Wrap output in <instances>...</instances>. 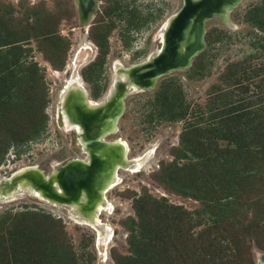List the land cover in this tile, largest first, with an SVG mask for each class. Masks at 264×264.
I'll return each mask as SVG.
<instances>
[{"label":"rangeland","instance_id":"374dc122","mask_svg":"<svg viewBox=\"0 0 264 264\" xmlns=\"http://www.w3.org/2000/svg\"><path fill=\"white\" fill-rule=\"evenodd\" d=\"M183 3L0 0V264H264L263 0L206 23L211 56L126 96L110 139L125 140L142 169L119 171L103 206L111 214L86 225L15 177L87 158L65 130L67 82L77 75L104 99L117 74L161 48ZM183 108L188 117H174Z\"/></svg>","mask_w":264,"mask_h":264},{"label":"bare ground","instance_id":"6f19581e","mask_svg":"<svg viewBox=\"0 0 264 264\" xmlns=\"http://www.w3.org/2000/svg\"><path fill=\"white\" fill-rule=\"evenodd\" d=\"M239 2L240 0H200L197 3H192L191 0H187L185 14L178 19L173 17L172 21L169 20L171 21L169 31L161 34V44L165 45V41L168 40V43L171 41L170 46L172 45L178 50L183 49L185 54H183V57L178 54L175 63L187 62L190 55L196 54L200 49H203L201 26L204 23V19L208 17V21H210L219 14L225 22H228V17L224 19L225 15L231 12ZM168 24L167 22L166 28ZM160 49L151 53L153 56H159L154 59L156 62L162 58ZM185 56L186 58H184ZM195 58L192 59V62ZM119 66L118 64L116 66L117 72H119ZM130 67L124 68L121 75L117 74L113 87L104 99L93 100L83 81L77 75H74L67 82L66 88L63 90L61 106L63 121L67 127L65 130L68 133L80 136V146L85 151L87 158L71 159L70 162L77 160L80 163H73V161L69 165L66 175L62 177L61 175L58 176L57 169L64 166V164L55 167L53 169L54 174L53 172L47 174L37 166H26L22 167L15 175V177L24 176L27 179L33 178L31 173L35 172L54 182L55 190L60 196L52 194L50 187L43 189L47 192L49 198L44 197L42 191L37 192L33 186L29 188V192L34 198L56 206H73L83 216L86 225L94 226L96 222H99V214L102 212L112 213L110 208H103V206L106 201V194L120 183L119 171L137 173L142 169L141 164H139L141 158L136 161H132L129 158V146L125 140L120 137L110 138L118 135V120L124 112V99L126 96L131 93L137 94L153 90L163 76L157 78L156 83L153 85L152 77L143 78L145 74H152L148 68L142 75H140L141 73L137 75L136 70L131 71L132 73L129 75L125 72ZM187 69L189 67L184 69L175 67L170 69L165 75L184 72ZM161 73H165V71ZM120 81H129V86L125 90L117 88V84ZM73 93H78L79 95L76 98L72 97L74 101L72 105L69 104L67 99ZM80 95L82 99L79 98ZM101 108L104 111L99 112ZM83 135H85V138ZM36 182V184L40 185V181ZM41 188L43 187L41 186ZM109 243L110 235L105 239V245L107 246Z\"/></svg>","mask_w":264,"mask_h":264},{"label":"water","instance_id":"95a60500","mask_svg":"<svg viewBox=\"0 0 264 264\" xmlns=\"http://www.w3.org/2000/svg\"><path fill=\"white\" fill-rule=\"evenodd\" d=\"M192 1V3H197V2H199L200 0H196V1H194V0H191ZM186 9H187V0H184V3H183V6H182V8L180 9V11L178 12V13H176L175 15H173V16H171L169 19H168V21L169 20H171V19H173V17H177V19L179 18V17H183V15L185 14V12H186ZM229 16V14H226L225 15V17H224V19H226L227 17ZM219 18H221V20L224 22V20L222 19V17L221 16H219ZM208 20H209V18L208 17H206L205 19H204V23L202 24V26H201V31H202V45H203V49H200L199 51H198V53H196V54H193V55H190V57H188V60H187V62H184V63H180V62H177V63H175V59L176 58H178V54H179V56H181L182 55V57H183V54H185V53H183L184 52V50L183 49H181V50H178V49H176V48H174V47H172V45L170 46V42L168 43V40L167 41H165V45L164 44H162V46H161V51H162V58L161 59H159L157 62L156 61H154V59H156L157 57H159V56H153L152 54H150L148 57H147V60H144L143 62H141V63H137V64H134V65H132L130 68H128V70H127V72H125L126 74H129L130 75V73H132L131 71H135L136 70V74L138 75L139 73H141L140 75H142L145 71H146V69L148 68L149 69V71H150V73H152V74H154V75H152V74H145L144 75V79H147V78H151L152 77V84L154 85L155 83H156V81H157V78H159L160 76H163V77H165L166 75L165 74H167L168 72H169V70L170 69H172V68H179V69H184V68H187V67H191L192 66V64H193V62H192V59L194 58V57H197L199 54H201V53H203L205 50H206V48H207V43H206V41H205V36H206V23L208 22ZM167 21V22H168ZM204 32H205V36H204ZM166 33H168V31H166ZM167 35H169V34H167ZM167 38H168V36H167ZM167 42V43H166ZM176 54H177V56H176ZM188 56V55H187ZM184 58H186V56L184 57ZM183 58V59H184ZM150 59H152V60H150ZM153 61V62H152ZM151 63V64H150ZM175 63V64H174ZM163 71H165V73H161V72H163ZM160 73V74H159ZM156 74H158V75H156ZM135 75V74H134ZM133 75V77H135ZM155 76H158V77H155ZM115 79V78H114ZM127 86H129V81H120L118 84H117V88H120V89H126L127 88ZM109 91H110V88L108 89V91H107V93L105 94V97L107 96V94L109 93ZM79 94L78 93H73L72 94V97L73 98H76L77 96H78ZM104 97V98H105ZM79 98L80 99H82L81 98V95L79 96ZM124 103H125V101H124ZM103 109L101 108L100 110H99V112H101ZM104 111V110H103ZM75 113V112H74ZM76 122V121H75ZM106 129V128H105ZM104 129V130H105ZM83 137L85 138V135H83ZM74 161V160H73ZM73 161H71V162H68L67 164H65L64 166H62L61 168H58L57 169V171H58V176L59 175H61V177L62 176H64V175H66V173H67V171H68V167H69V165L73 162ZM73 163H80V162H78L77 160H75ZM82 165H84V166H87V165H85V164H82ZM53 174H54V172H53ZM31 176L33 177V178H27V179H25V177L24 176H22V180H26V182H28V183H30V184H32V186L34 187V189L35 190H37V192H43V196L44 197H46V198H49V196H48V194H47V192L46 191H44L43 189L45 188L46 189V187H50V190H51V192H52V194H54V195H57V196H60L58 193H57V191L55 190V183L54 182H51L50 180H47L46 179V177L45 176H42L41 174H37V173H35V172H32L31 173ZM52 177V176H51ZM34 179H36V180H34ZM36 181H40L39 183H40V185L43 187V188H41V186L39 185V184H36L37 182ZM49 192V191H48Z\"/></svg>","mask_w":264,"mask_h":264},{"label":"trees","instance_id":"16d2710c","mask_svg":"<svg viewBox=\"0 0 264 264\" xmlns=\"http://www.w3.org/2000/svg\"><path fill=\"white\" fill-rule=\"evenodd\" d=\"M256 11H257L256 15L258 16V19H259L257 24L263 28L264 27V23L262 21L264 20V0H263V3L256 9ZM210 43L211 42L208 43V49H210V47H211ZM261 47L264 48V45H262ZM205 52H204L205 57L206 56H211L209 53H205ZM152 107H153V110H154L155 114L158 115L160 118H161V116L166 117L165 111H163V112L161 111L162 110V106L159 103V101L154 100V102L152 104ZM173 115H174V117H179L181 119H186V117H188L187 116L188 115V109L187 108H183V109H181V111L178 114H173ZM192 117L194 118L195 116L192 115Z\"/></svg>","mask_w":264,"mask_h":264}]
</instances>
